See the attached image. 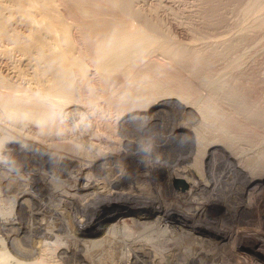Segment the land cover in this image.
<instances>
[{"label": "bare ground", "instance_id": "obj_1", "mask_svg": "<svg viewBox=\"0 0 264 264\" xmlns=\"http://www.w3.org/2000/svg\"><path fill=\"white\" fill-rule=\"evenodd\" d=\"M65 1L85 24L82 40L101 35L98 56L86 76L64 58V73L47 88L38 86L50 80L45 76L0 79V170L11 174L6 185L0 179V264H77L82 247L89 256L118 248L117 256H88L91 264H264V137L215 116L196 92L155 94L141 81L127 87L121 67L144 43L124 39L120 22L86 21L92 6L110 0ZM185 49L173 59L188 61ZM210 57L197 54L195 66ZM225 93L243 106L240 94ZM179 103L199 120L182 125L150 117ZM71 108L85 114L66 115ZM96 173L105 175L104 194L93 192L101 184ZM177 179L187 182V192L175 191ZM12 190L18 193L9 198ZM122 212L123 222L104 227ZM90 228L105 231V239L83 243Z\"/></svg>", "mask_w": 264, "mask_h": 264}, {"label": "rangeland", "instance_id": "obj_2", "mask_svg": "<svg viewBox=\"0 0 264 264\" xmlns=\"http://www.w3.org/2000/svg\"><path fill=\"white\" fill-rule=\"evenodd\" d=\"M110 1L111 3H103L104 5L100 8L101 5L92 6L95 14L89 15L86 21L96 24L100 23V20H106L114 23V27L119 26L117 23L120 22L121 26L118 29L122 33L121 36L124 35V39L129 36L128 41L136 42L133 45L140 41L144 43L142 47L145 48L139 51L143 54L137 55L135 60L128 62L129 64L125 63L131 68L127 69L123 65L124 67H121L123 70L120 69L121 73L122 71L126 73L124 74L128 80L125 83L127 87L138 86L141 81L151 90L153 89L152 93L155 94L159 92V94L176 95L182 88L181 93H184L185 89L196 92L202 100L207 101L210 107L214 108L215 116L224 117L238 125L241 124L244 133L264 137V25L261 23L264 19V0L258 4V9L254 7L256 10L252 8L255 0ZM69 3L72 2L69 1ZM71 7L65 0H0V79L13 83L19 80L20 76L26 75L29 78L45 76L50 80H42L38 86L47 88L56 75L64 73L63 61L66 59V63L71 64L70 67L73 70L82 73L83 76L87 75L88 69L94 67L95 56H98L97 50L94 49L101 35L94 34L93 43L82 40L85 24L83 25V21L79 20L78 9H75L73 4ZM184 49L185 51L188 49L186 53L188 56L185 58L188 61L173 59L174 53L184 51ZM197 54L198 56L205 55L207 58L212 56L210 60L206 58L205 61L195 66L194 59ZM131 64L134 65L133 68ZM200 66L203 68L202 71ZM51 78L54 79L51 80ZM223 83L226 85L225 89H222ZM182 84L187 85V88ZM177 87L179 90L176 89ZM226 90L240 94L243 106H240L238 98L231 97V94L229 96V93L226 94ZM182 96L185 97L186 94ZM179 104L181 108L177 105L159 107L150 114V117L163 122L174 120L182 125L192 120H199L194 110L185 108L183 103ZM69 114L82 116L85 110L71 108L66 111V115ZM16 155L19 156V152H16ZM18 174L22 175V173ZM10 175L7 170H0V179H3L5 185ZM97 176L102 186L99 185L93 192L104 194L108 190L102 183L105 175ZM242 180L246 181L245 178ZM173 185L178 193H185L189 189L187 182L183 179H177ZM17 193V190H12L7 192V196L13 198ZM235 196L240 197L241 200L246 198L241 193ZM25 199L22 203L27 213L31 201L29 198ZM122 216L123 212L107 221L104 227L109 228L118 222H123ZM39 220L46 222L43 217ZM105 236V231L97 232L94 228H90L81 238L82 242L86 243L92 240L103 241ZM4 238L0 234V242ZM79 249L76 257L77 264H89L90 260H93L89 259L90 256L94 258L102 255L103 258L106 255L104 257L106 258L110 256L109 252L115 256L119 255L118 248L113 251L109 249L108 253L107 250H103L100 256L99 252L94 253L95 256L93 253H90V256L87 255L85 247ZM261 250L264 253V249ZM8 253L14 256L11 251Z\"/></svg>", "mask_w": 264, "mask_h": 264}]
</instances>
